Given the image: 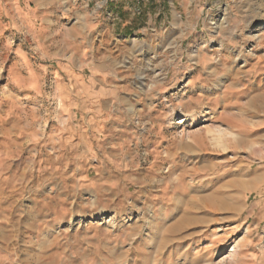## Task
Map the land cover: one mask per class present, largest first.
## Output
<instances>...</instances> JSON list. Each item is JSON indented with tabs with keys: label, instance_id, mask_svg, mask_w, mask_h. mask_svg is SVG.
<instances>
[{
	"label": "rangeland",
	"instance_id": "rangeland-1",
	"mask_svg": "<svg viewBox=\"0 0 264 264\" xmlns=\"http://www.w3.org/2000/svg\"><path fill=\"white\" fill-rule=\"evenodd\" d=\"M263 27L264 0H0V264H264Z\"/></svg>",
	"mask_w": 264,
	"mask_h": 264
},
{
	"label": "bare ground",
	"instance_id": "bare-ground-1",
	"mask_svg": "<svg viewBox=\"0 0 264 264\" xmlns=\"http://www.w3.org/2000/svg\"><path fill=\"white\" fill-rule=\"evenodd\" d=\"M261 30H264V27H263ZM196 118H197L196 116L191 117L190 121H195ZM184 122H185V119H181V121H179L178 123H180V124H184Z\"/></svg>",
	"mask_w": 264,
	"mask_h": 264
}]
</instances>
